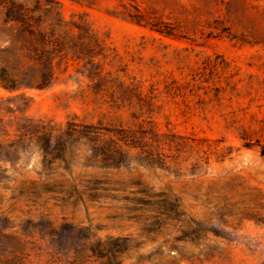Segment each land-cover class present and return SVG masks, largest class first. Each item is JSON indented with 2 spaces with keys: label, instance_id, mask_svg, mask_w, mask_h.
<instances>
[{
  "label": "rangeland",
  "instance_id": "rangeland-1",
  "mask_svg": "<svg viewBox=\"0 0 264 264\" xmlns=\"http://www.w3.org/2000/svg\"><path fill=\"white\" fill-rule=\"evenodd\" d=\"M58 1L66 20L83 16L105 40V71L131 90L136 107L87 103L81 93L91 82L71 63L47 89L0 88L7 129L14 134L25 117L110 127L152 121L171 160L93 170L105 184L87 206L9 211L10 191L0 192V214L15 225L71 223L90 233L97 252L122 239L120 264H264V0ZM136 7L179 28L176 37L138 24ZM139 98L147 113L136 119ZM23 163L26 172L35 156ZM89 264L100 263L94 256Z\"/></svg>",
  "mask_w": 264,
  "mask_h": 264
},
{
  "label": "trees",
  "instance_id": "trees-1",
  "mask_svg": "<svg viewBox=\"0 0 264 264\" xmlns=\"http://www.w3.org/2000/svg\"><path fill=\"white\" fill-rule=\"evenodd\" d=\"M135 9L130 17L138 24L176 37L179 28ZM105 56L106 42L90 22L83 16L66 20L58 0H0V88L47 89L72 63L91 82L81 93L87 103L117 111L136 107L131 90L105 71ZM139 101L136 119L147 113L146 100ZM147 122L148 128L110 127L73 118L60 125L25 117L13 134L0 119V192L10 191L8 210L21 203L30 211L87 206L104 190L105 181L95 179L93 170L108 173L135 164H167L171 156L159 148L160 135L153 122ZM33 155L34 166L24 172L23 161ZM4 197L0 194V205L6 202ZM82 231L71 223L55 228L43 217L15 225L0 214V264H40L44 258L48 264H89L94 256L100 264H120L122 239L114 243L115 250L97 252L90 233Z\"/></svg>",
  "mask_w": 264,
  "mask_h": 264
}]
</instances>
